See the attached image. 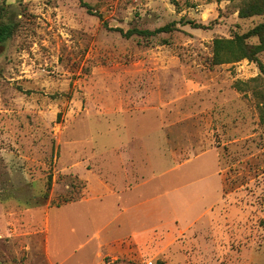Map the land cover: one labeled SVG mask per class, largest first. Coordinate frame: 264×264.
Segmentation results:
<instances>
[{
    "label": "rangeland",
    "instance_id": "rangeland-1",
    "mask_svg": "<svg viewBox=\"0 0 264 264\" xmlns=\"http://www.w3.org/2000/svg\"><path fill=\"white\" fill-rule=\"evenodd\" d=\"M177 1L6 0L0 264H264V72L212 63L264 15Z\"/></svg>",
    "mask_w": 264,
    "mask_h": 264
},
{
    "label": "trees",
    "instance_id": "trees-1",
    "mask_svg": "<svg viewBox=\"0 0 264 264\" xmlns=\"http://www.w3.org/2000/svg\"><path fill=\"white\" fill-rule=\"evenodd\" d=\"M6 5L0 6V13L4 15L7 5L6 0L3 1ZM84 6H88L80 0ZM171 2L177 5V0H171ZM90 8V6H88ZM264 15V0H240V6L238 9V16L242 19L251 18L254 16ZM184 24L191 25L193 28H206L203 24L196 23L194 20H183ZM177 22H172L159 27L155 30H141L137 28L124 31L118 29L125 37H131L133 35H142L145 37L157 36L161 33H168L176 29ZM16 30V24L10 18H6L4 15L2 21H0V45H5L7 41L13 36ZM256 39V43H252L251 40ZM264 52V23L258 24L243 34H235L230 38H215L212 45V63L214 65H223L238 63L243 60H248L257 64L261 72H264V66L259 59V55ZM53 183L52 174H48L47 179V191L45 197H48V192L51 189ZM72 200H69V202ZM158 264H164L163 261H158Z\"/></svg>",
    "mask_w": 264,
    "mask_h": 264
},
{
    "label": "crops",
    "instance_id": "crops-1",
    "mask_svg": "<svg viewBox=\"0 0 264 264\" xmlns=\"http://www.w3.org/2000/svg\"><path fill=\"white\" fill-rule=\"evenodd\" d=\"M116 191H117V192L115 193V195H116V196H119V201H120L121 211H122V213L125 212V213L127 214V212L131 210V208H130L128 205H131L132 203L128 201L129 203L125 206V204L122 203V201H123L122 199H123V198H122V196H121L123 192L126 191V193H127V190H126V188H125V186H124L123 189H121V190H116ZM135 226H136V225H135V223H134V224L132 225V231H133V233H135V230H136V229H135ZM132 231H131V232H132ZM113 250H114V252H118V250H115L114 248H113ZM120 250H121V249H119V251H120Z\"/></svg>",
    "mask_w": 264,
    "mask_h": 264
}]
</instances>
